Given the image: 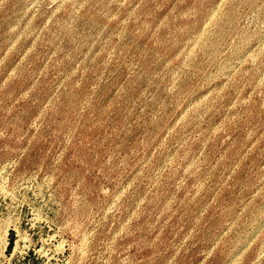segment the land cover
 <instances>
[{"label":"rangeland","instance_id":"1","mask_svg":"<svg viewBox=\"0 0 264 264\" xmlns=\"http://www.w3.org/2000/svg\"><path fill=\"white\" fill-rule=\"evenodd\" d=\"M0 264H264V0H0Z\"/></svg>","mask_w":264,"mask_h":264}]
</instances>
